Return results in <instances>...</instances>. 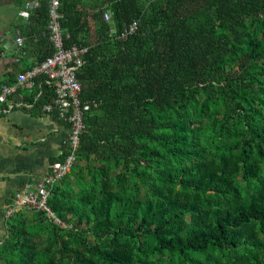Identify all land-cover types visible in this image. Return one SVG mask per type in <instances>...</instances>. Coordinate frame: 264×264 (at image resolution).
<instances>
[{"label": "trees", "instance_id": "1", "mask_svg": "<svg viewBox=\"0 0 264 264\" xmlns=\"http://www.w3.org/2000/svg\"><path fill=\"white\" fill-rule=\"evenodd\" d=\"M82 1L60 7L96 103L49 197L68 226L5 215L0 264H264V0ZM49 7L24 32L51 55ZM54 98L44 77L27 97Z\"/></svg>", "mask_w": 264, "mask_h": 264}, {"label": "crops", "instance_id": "2", "mask_svg": "<svg viewBox=\"0 0 264 264\" xmlns=\"http://www.w3.org/2000/svg\"><path fill=\"white\" fill-rule=\"evenodd\" d=\"M28 1L0 0V81L16 82L17 74L51 52L46 45L39 51L24 32L29 16L21 15V10ZM82 2L84 6H80L90 13L96 11V0ZM16 36L23 37L22 45ZM32 91L21 87L19 95L29 100ZM68 137L67 123L50 112L16 108L0 114V237L7 232L5 210L17 191L26 182L35 183L50 172L53 159L61 156Z\"/></svg>", "mask_w": 264, "mask_h": 264}, {"label": "built area", "instance_id": "3", "mask_svg": "<svg viewBox=\"0 0 264 264\" xmlns=\"http://www.w3.org/2000/svg\"><path fill=\"white\" fill-rule=\"evenodd\" d=\"M49 4L50 39L54 52L20 73L16 82L0 81V114L9 113L16 108H32L34 101L26 100L24 96L19 95V89L22 87L31 91L35 88L38 78L44 77L46 82L54 85L55 98L54 103L44 104L43 110L48 112L55 109L58 112V117L67 123L69 137L65 142V148L68 153L64 155L65 150L63 149L61 155H64V158L53 161L50 172L42 179L35 183L26 182L6 208L5 215L10 217L18 208L26 205L37 211H43L44 215L52 222L67 227V223L49 206V197L53 186L66 175L75 163L80 136L85 128V112L91 108L92 104L96 105V103L83 100V87L77 76L79 68L85 63L84 55L88 48L78 44L66 45L64 31L60 23L62 18L61 0H49ZM39 5L40 0L28 1L21 10V15L29 16L31 11ZM105 18L109 20L110 14L105 13ZM137 29L138 24L135 21L119 33L118 38L127 39ZM17 42L22 45L23 37H18Z\"/></svg>", "mask_w": 264, "mask_h": 264}, {"label": "water", "instance_id": "4", "mask_svg": "<svg viewBox=\"0 0 264 264\" xmlns=\"http://www.w3.org/2000/svg\"><path fill=\"white\" fill-rule=\"evenodd\" d=\"M16 37H18V36H16ZM38 215L43 216L44 215L43 211H38Z\"/></svg>", "mask_w": 264, "mask_h": 264}, {"label": "rangeland", "instance_id": "5", "mask_svg": "<svg viewBox=\"0 0 264 264\" xmlns=\"http://www.w3.org/2000/svg\"><path fill=\"white\" fill-rule=\"evenodd\" d=\"M19 209V208H18Z\"/></svg>", "mask_w": 264, "mask_h": 264}]
</instances>
